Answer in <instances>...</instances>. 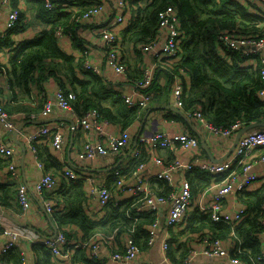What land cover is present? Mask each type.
Returning a JSON list of instances; mask_svg holds the SVG:
<instances>
[{
  "label": "trees",
  "instance_id": "1",
  "mask_svg": "<svg viewBox=\"0 0 264 264\" xmlns=\"http://www.w3.org/2000/svg\"><path fill=\"white\" fill-rule=\"evenodd\" d=\"M51 1L57 4L56 8H48L46 0H26L35 6V19L40 25L34 38L17 39L18 35L26 32L27 27L34 25V21L27 17V10L21 8L16 0H10L11 10H19V19L16 27L7 31L0 39V105L3 110L7 112L10 120L17 114L33 120L31 116L38 115L49 99L55 100L56 91L60 89L66 95L74 94V98L70 99L71 110H67L74 114L75 119L95 109L98 111L99 119L106 120L123 131L132 129L134 125L143 121L150 106L158 100L159 94L147 107L129 106L122 92L115 87V82H121L119 77H116L114 82L113 75V78H110L103 73L84 70L83 57L69 54L59 46L62 38H58L56 30L61 27L65 36L79 45V51L82 53L89 46L88 42L80 39L78 32L83 26L92 23L75 21L76 16L72 12L58 5L69 1ZM70 3L73 5L72 2ZM99 3L103 2L92 5ZM80 4L83 7L81 9L84 10L92 6L84 5L85 2ZM169 6L175 9L179 29L186 37L181 46L180 58L172 69L160 71L158 75H167L170 80L175 76L183 80L184 75H189L192 87L184 96L185 108L200 105L208 121L218 127H229L236 120L246 125L252 122H264V99H261L258 93L263 87L260 66L241 65L243 59L240 52L231 51L218 41V36L223 32L245 37H264V14L258 13L257 9L246 0H133L130 3L131 22L119 35L124 62L128 65V71L124 75L126 81L131 83L132 79L136 77L141 79L142 76L141 70L137 74L133 73L135 68L132 63L127 62L125 51L133 49L136 53V61H145V53L142 52L141 47L156 37L159 30V14ZM125 45H127L126 49ZM6 51L9 56L4 62L1 55ZM4 78L7 80L5 84ZM49 80H54L58 87L53 98H50L45 88V83ZM152 86L159 92L157 78ZM142 92H147V89ZM209 99L210 104L207 103ZM54 106L64 109L57 104ZM170 113L171 116L181 119L178 113ZM143 132L145 131H141ZM43 140L45 139L41 138L33 143L37 149L38 159L43 164L42 177L46 173H51L56 178V182L58 178L64 181L62 188L58 185L56 191L43 194V197L50 200L54 206L51 216L56 221L57 229L63 230L68 236L67 227L76 225L84 233V237L88 238L97 232L110 234L116 228H119L121 233L134 225L133 237L139 249L148 248V226L154 219V213L137 214L133 207L136 195L124 196L119 201L114 197L104 208L103 216L86 213L85 206H88L86 180L69 179L65 169H72L78 175L82 173L78 172L76 164L69 162L65 156L62 160L58 154L54 155L48 146H44L47 145L46 143L43 145ZM76 158L78 159V153ZM140 159H132L133 167L137 166ZM10 161L0 156V178L1 172L8 175V181L3 182V179H0V208L17 216L22 209L17 199V188L22 175L20 179L12 177L8 169ZM78 161L82 162L79 159ZM49 166L54 167L56 171L49 170ZM122 169L123 167L119 165L101 174L104 178L102 181L109 187L113 186L117 177L116 171ZM188 177L193 192L206 188L214 178L213 175L202 170H194ZM151 184L160 194H168L170 191L169 185L162 179L152 178ZM28 191L30 193L29 187ZM240 201L249 208V216L235 227V232L241 239L240 245L247 249L246 253L238 256L248 260L250 255L260 253L258 236L261 232L260 215L264 202V183L252 192H243ZM135 217L138 219L136 224H134ZM231 231L229 225L215 222L209 215L194 211L187 219V226L176 234L174 241H170L167 256L175 263L184 260L186 247L184 249V242H179L181 234L197 235L200 232L204 234L209 232L213 237L226 239L230 237ZM0 234L3 232L0 231ZM116 239L121 238L117 235ZM39 245L42 244L35 242L33 245L37 252V264H49L51 252L44 245H42L43 250L39 252ZM22 253L23 251L17 246L7 249L2 253L0 264H22ZM73 262L104 264L101 260L88 258L81 249L75 254Z\"/></svg>",
  "mask_w": 264,
  "mask_h": 264
},
{
  "label": "built area",
  "instance_id": "2",
  "mask_svg": "<svg viewBox=\"0 0 264 264\" xmlns=\"http://www.w3.org/2000/svg\"><path fill=\"white\" fill-rule=\"evenodd\" d=\"M111 1V0H110ZM133 0H112L110 9L111 18L97 28L102 42V57L107 69L115 77H124L128 71V65L124 62L122 47L119 35L121 30L131 22L132 12L130 3ZM257 9L258 13L264 14V0H246ZM10 0H3V6L9 8V14L0 29V39L7 31L16 27L19 19V10L10 7ZM66 11L76 16L75 21L83 23L92 22L95 17L102 15L106 10L105 3H99L84 9L74 8V3L63 2L58 4ZM46 6L50 9L56 8L57 4L46 0ZM16 38L19 39L21 35ZM56 35L63 39L65 33L61 27L57 28ZM185 34L179 29V21L175 9L171 6L162 10L159 14V30L154 39L141 47L142 52L151 57V63L142 64L141 79H132L130 91L122 92L125 102L129 106L147 107L158 91L152 86L160 71H168L180 58L181 46ZM218 41L231 51H238L243 59V66H260V75L263 82L262 89L258 92L259 97L264 99V37H245L221 33ZM8 50V49H7ZM77 57H83L82 67L84 70L97 74H104L100 60H97L90 47L85 48L82 53H76ZM171 91L175 106L187 117H194L209 134L220 138L235 139L236 133L246 124L236 120L229 127H218L208 121L200 105L185 108L184 96L191 91V78L189 75L181 80L175 76L170 80ZM147 89V92L142 90ZM74 98L73 93L66 95L62 90L56 91L55 100L49 99L44 109L31 118L37 120L48 117L53 113L54 105L71 110L70 99ZM166 117L167 120L169 119ZM166 120V122H168ZM77 127L86 134L78 151L80 161H89L95 158L117 155L123 149H129L133 159H140L137 166L124 172L116 171V181L113 186H107L102 179V173H87L78 175L72 169H65L66 176L71 180L83 178L88 185L87 196L95 199V212L103 216L104 208L109 201L116 197V201L124 196H135L134 209L137 214L153 212L154 219L148 226L147 244L154 246L160 241V247L165 252V261L172 264L167 256L170 247L171 233L175 235L187 226V219L194 211L207 214L215 222H221L232 228L230 237L220 239L213 237L209 232H200L197 235L187 233L185 240L186 256L182 264H192L193 258L203 254L208 258L201 264H214L213 260H221L230 264H264V202L262 204L261 232L259 233L260 253L250 255L248 260L238 256L247 252L245 247L240 245L241 239L235 232V227L249 216V208L240 201L243 192H252L264 183V168L260 169L259 164L264 162V127L253 128L245 132L239 139L238 144L231 154L220 162H213L208 158H202V146L200 138L187 130L173 131L168 128H155L134 136L128 130L118 132L108 131L111 124L99 119L98 111L89 110L82 117L76 119ZM0 127L8 130L15 129V123L9 119L6 111L0 105ZM28 140V151L33 156L38 167L43 169L42 162L37 156V149L34 142L44 138L64 160L65 140L63 130L58 125L42 124L38 129L26 135ZM172 154L171 160H166L164 151ZM192 152V157L184 154ZM0 156L10 159L9 172L13 178L20 179L19 159L13 149L0 137ZM143 157V158H142ZM150 168H152L151 171ZM153 169H156L155 171ZM194 170H202L214 176L212 182L197 192H193L191 181L188 175ZM181 173V178L176 179L175 175ZM219 177V179H218ZM152 178H159L167 182L170 187L168 194L158 193L151 184ZM59 188L56 178L51 173H46L35 184V190L40 194L46 213L51 215L54 206L50 200L43 197L44 192H54ZM17 199L22 209L17 214V219L22 221L30 209L31 195L26 182L22 181L17 188ZM166 212L165 218H163ZM165 220V221H164ZM138 219L134 218V224ZM10 222L0 213V231L8 238L4 243V251L17 246L20 239L26 238L31 242H40L52 254L53 264H76L73 258L79 249L83 250L90 259H98L104 264H155L149 260H138L141 250L136 244L133 232L134 225L120 233L116 228L112 233L105 234L97 232L94 236L83 238L78 241L70 240L63 230L57 229L54 225V234L41 237L25 225H16ZM167 229L166 234L160 237L161 228ZM120 236V240L116 236ZM179 242H181L179 238ZM199 244L200 248H194ZM109 245L110 252L102 254L103 246ZM113 248V249H111ZM22 253V264H27L26 257Z\"/></svg>",
  "mask_w": 264,
  "mask_h": 264
},
{
  "label": "crops",
  "instance_id": "3",
  "mask_svg": "<svg viewBox=\"0 0 264 264\" xmlns=\"http://www.w3.org/2000/svg\"><path fill=\"white\" fill-rule=\"evenodd\" d=\"M66 1L74 3V8L76 9L83 8L82 5L80 4L81 2H85L84 5H92L93 3H96V2H103L107 5L106 10L102 13V15L92 19L93 20L91 22L92 24L83 26L79 30L78 35L81 40L88 42V46L91 48L94 57L97 60H100L99 62L102 65L104 75H107L108 77L113 78L112 74L107 69L105 61H103L102 42L97 32V28L105 24L111 18V14H110V9L112 8L111 1L110 0H66ZM16 2L21 8H24L27 10L26 11L28 15L27 17L34 21V25L27 27L28 29L26 30V33L24 35H21L20 39L34 38L38 32L37 31L38 25H40V22H37V20L35 19V6L33 4L26 2V0H16ZM0 3H3V0H0ZM8 14H9V8L1 4L0 5V29L2 28L4 21L6 20ZM75 43L76 42H74L72 39L65 36L63 39L59 41V46L65 52L69 54H74L76 56V53L79 52V45H76ZM126 46L127 45H125V49H126ZM8 56H9L8 51H6V53H3L1 55L4 62L7 61ZM125 56H126V59L128 60L127 62H130L133 64L132 66L135 68L133 73L135 74L139 72L141 64H146V63L149 64L152 62L151 57L149 55L145 56V61H136L137 59L136 53L134 52L133 49L125 51ZM184 77H186V75H184ZM116 79L117 78L114 77L112 80L115 82ZM119 79L121 80V82H115L116 89L119 91H124L128 93L131 89L130 88L131 84L126 81L125 77H119ZM3 82L5 84L7 80L4 78ZM157 84H159V88H158L159 98L157 101H155L152 104V106H150V108L146 112V114L148 115L143 125L142 131H150L151 129H155V128H159V129L168 128L173 131H176L178 129L179 131L187 130L197 135L200 138V141H201V137L203 138L206 146L208 147V149L210 150L214 158L218 159L226 155V153L230 150L231 146L233 145L234 139L220 138L214 134L207 133L204 130V128L199 124L197 119L194 117H187L190 120L188 122L179 113L178 114L181 116V119L171 116L170 112L174 114L177 112H174L167 108L168 105H172L176 107L174 99H173L172 91L170 89L172 85L170 78L167 75L164 76L163 74L157 75ZM45 88L47 90L46 92H48V94L50 95V98H53L54 92L58 89L56 82L54 80L47 81L45 83ZM35 92H37V89ZM168 115L171 116L169 118L170 120L166 119ZM12 120L15 123V126H16L15 129L22 123L28 122L24 126L23 130L19 132L18 139L26 147V155L24 159V170H22L21 168V171H22V180L26 181L28 184L32 201L30 202V209L26 213L24 219L20 221L22 223L21 226L25 225L34 233L39 234L42 238L48 235L54 234V229H55L54 225H56L55 224L56 221L52 218L51 215L46 213L42 198L40 195L37 194L34 188V185L39 182L44 172L40 167H38L35 159L28 151V140L26 138V135L28 133L38 129L42 124H46V123H49L51 125L60 126L63 130L64 140H65L64 144L66 146V149L62 154L63 156L66 157V159L69 162L75 163L77 167V171L82 174H86L88 172H95V173L103 174L111 169L118 167L119 165L123 167V169L127 172L133 167V163H132L133 158L130 155L129 149L128 150L124 149L121 153H118L117 155H114V156L109 155L106 157L95 158L89 161L79 162L76 156L81 147L83 140L85 139V136H89V135L95 136V135L86 134L85 131H80L79 128L76 126V119L74 117V114L67 109H61L57 106H54L53 113L50 114L48 117L40 118L37 120H30V119H26L24 116H21V114H17V115H13ZM71 120L75 122V126L72 125ZM166 120L168 122H166ZM141 123L142 121L134 125L132 129H129L128 130L129 133L136 136L140 131V128L142 125ZM107 130L118 132L120 128L117 127L116 125L111 124L109 127H107ZM0 137L13 149L14 153L20 160L19 161V164H20L23 158V149L21 145L13 139L12 130H8L3 127H0ZM43 142H44L43 145L46 143L47 145H44V146H48V148L54 155L57 154L53 146L48 144L46 140H43ZM201 146H202V154H201L202 158L204 159L208 158L212 160V158L208 155V152L203 147L202 141H201ZM184 154L188 157H192L193 155V153L189 151L188 152L184 151ZM164 155L166 157V160H171L172 158L171 152L165 151ZM20 167H21V164H20ZM49 167H48L49 170L56 171L54 167H51V166ZM259 168L260 169L264 168V162L259 164ZM151 170L152 168H150L149 171ZM153 170L155 171L156 169H153ZM175 177L176 179L179 180L181 178V173H177ZM1 178L3 179L2 180L3 182L8 181L7 173L1 172ZM63 182L64 181L62 179H59V178L57 179V184L60 186V188H62ZM88 185L89 184H87V186ZM87 201H88V206H85V210H86V213L91 215V213L95 212L96 201L95 199H89L88 196H87ZM0 210L7 212L9 215L13 216V218L17 219V216L13 215L8 210L3 209V208H0ZM166 214L167 213L164 212L163 218H165ZM6 218L10 222L13 221L8 217ZM16 225H18V223ZM67 228H68V236L70 240L78 241L84 238V233L76 225H71L70 227L68 226ZM165 231H167V229L163 226L160 232L161 238L163 235L166 234ZM186 234L187 233L181 234L180 236L181 242H184L185 240L188 239V235ZM175 238H176L175 233H171L170 241H174ZM7 239L8 238L5 235L0 234V263L2 261L1 259L2 253L4 252V243L7 241ZM33 245L34 243L26 238L20 239L19 242L17 243V247L21 251H23V253L25 254L27 264H37L38 263V257L36 255L37 252H35ZM185 246L186 244L184 245V249H185ZM194 248H197V249L200 248L199 244H195ZM42 250H43L42 245H39V252H41ZM109 252H110V246L104 245L102 254L107 255ZM138 260H141V261L149 260V261L154 262L155 264H170L168 261H165V252L160 247V241H157V243L152 247H148L146 249L141 250ZM207 260L208 258L206 256H204L203 254H199L198 256L193 258L192 264H201ZM50 263L53 264L52 255H51ZM213 263L214 264H230L227 262L223 263L221 260H217V259L213 260ZM172 264H182V261H179L178 263H175L173 261Z\"/></svg>",
  "mask_w": 264,
  "mask_h": 264
},
{
  "label": "water",
  "instance_id": "4",
  "mask_svg": "<svg viewBox=\"0 0 264 264\" xmlns=\"http://www.w3.org/2000/svg\"><path fill=\"white\" fill-rule=\"evenodd\" d=\"M167 108H168L169 110H172V111H174V112L179 113V114L182 115V117L185 118L188 122L190 121V120L187 118V116H186L181 110H179L177 107H174V106H172V105H168ZM147 115H148V114L145 115V117H144V119H143V121H142V123H141L142 125H141V128H140L139 133H141V131H142V128H143V125H144L145 120H146V118H147ZM71 122H72V125L75 126V122H74L73 120H71ZM26 123H28V122H24V123H22L21 125H19L16 129L12 130L13 139H14L17 143H19V144L21 145L22 149H23V158H22V161H21V167H22L23 170H24V159H25V155H26V147H25V146L22 144V142L18 139V134H19V132H21V130L24 128V126L26 125ZM258 127H264V122H252V123H249V124L243 126V127H242V128L236 133V136H235V139H234L233 145L231 146L230 150L226 153V155H224L223 157L218 158V159H217V158H214V157L212 156L210 150H209L208 147L206 146V144H205V142H204V140H203L202 137H201V141H202L203 147H204L205 150L208 152V155L212 158V161H213V162H220V161L224 160L225 158H227V157L231 154V152L235 149L236 145L238 144V141H239L240 137H241L245 132H247V131L250 130V129L258 128ZM139 133L137 134V137H138ZM0 213H1L2 215H4L5 217L10 218V219L13 220L14 222H16V223H18V224H20V225L22 224L19 220L13 218V216L9 215L7 212L0 210Z\"/></svg>",
  "mask_w": 264,
  "mask_h": 264
},
{
  "label": "rangeland",
  "instance_id": "5",
  "mask_svg": "<svg viewBox=\"0 0 264 264\" xmlns=\"http://www.w3.org/2000/svg\"><path fill=\"white\" fill-rule=\"evenodd\" d=\"M207 103H208V104H210V103H211L210 99L207 101ZM76 126H77V124H76Z\"/></svg>",
  "mask_w": 264,
  "mask_h": 264
},
{
  "label": "clouds",
  "instance_id": "6",
  "mask_svg": "<svg viewBox=\"0 0 264 264\" xmlns=\"http://www.w3.org/2000/svg\"><path fill=\"white\" fill-rule=\"evenodd\" d=\"M258 128H260V127H258Z\"/></svg>",
  "mask_w": 264,
  "mask_h": 264
}]
</instances>
